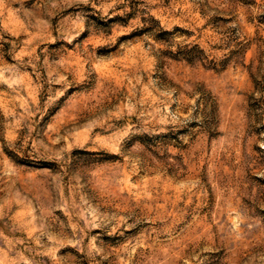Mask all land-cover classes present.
Returning <instances> with one entry per match:
<instances>
[{"label": "rangeland", "instance_id": "1", "mask_svg": "<svg viewBox=\"0 0 264 264\" xmlns=\"http://www.w3.org/2000/svg\"><path fill=\"white\" fill-rule=\"evenodd\" d=\"M0 264H264V0H0Z\"/></svg>", "mask_w": 264, "mask_h": 264}]
</instances>
